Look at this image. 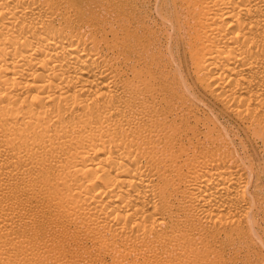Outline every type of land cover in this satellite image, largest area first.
I'll return each mask as SVG.
<instances>
[{"label":"bare ground","instance_id":"obj_1","mask_svg":"<svg viewBox=\"0 0 264 264\" xmlns=\"http://www.w3.org/2000/svg\"><path fill=\"white\" fill-rule=\"evenodd\" d=\"M68 1L97 38L0 0V264H264V0ZM194 105L221 155L165 133Z\"/></svg>","mask_w":264,"mask_h":264},{"label":"rangeland","instance_id":"obj_2","mask_svg":"<svg viewBox=\"0 0 264 264\" xmlns=\"http://www.w3.org/2000/svg\"><path fill=\"white\" fill-rule=\"evenodd\" d=\"M38 3L52 12L51 26L53 28L70 32L82 30L83 34H87L91 38L95 37L97 27L82 20L75 7L68 0H38ZM188 110H191V113L186 115L188 122L180 117V128H177L172 122L168 124V128L165 131L168 137L180 147L188 146L195 150L199 158L208 159L224 153L226 150L225 146L212 139L211 136H206L207 134H212L218 126L210 122L209 125H205L204 108L194 105ZM36 212L37 210H27L29 215H33ZM39 214L44 215L47 220L39 226V234L44 235L45 243L52 244L56 249L55 256L59 261L69 262V259L74 256L73 251L80 252V243H84L85 240H80L79 237L65 240L63 236H54L53 231L56 228H62L66 231L70 228H75L77 225L67 223L63 218L61 220L58 218L48 220V212L44 208L40 210ZM61 248L63 250H60ZM72 264L77 263L73 262Z\"/></svg>","mask_w":264,"mask_h":264}]
</instances>
